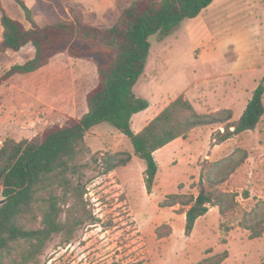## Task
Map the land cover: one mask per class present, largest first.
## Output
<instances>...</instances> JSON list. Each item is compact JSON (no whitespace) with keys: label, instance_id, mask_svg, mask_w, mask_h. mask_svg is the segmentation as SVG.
Masks as SVG:
<instances>
[{"label":"rangeland","instance_id":"374dc122","mask_svg":"<svg viewBox=\"0 0 264 264\" xmlns=\"http://www.w3.org/2000/svg\"><path fill=\"white\" fill-rule=\"evenodd\" d=\"M63 1L66 6L78 7L87 22L107 27L134 0ZM2 2L12 17L30 26L20 4L15 0ZM26 2L36 8V20L45 24L46 15L36 0ZM231 6L230 19L227 14L231 8L214 11L213 21H222V25L214 26L212 22L210 33L203 30L198 37H192L182 25L164 39L159 32L149 37L151 49L145 73L135 86L136 94L153 104L144 115L159 107L164 109L183 95L199 113L229 110L233 115L230 121L239 119L264 79V42H260L264 36V0H234ZM49 18L56 17L50 13ZM2 32L0 22V41ZM34 54L32 45L18 52L0 53V75ZM108 56L98 52L91 60L73 58L63 45L47 66L16 74L2 84L0 146L8 138L31 139L54 123H64L69 116H83L88 110L86 95L99 80L97 65ZM138 119L134 120V129ZM219 129L224 131V124H211V128L201 131L188 158L186 151L174 155L171 167L160 170L154 192L148 194L142 169L146 162L140 157L131 159L127 166L104 172V159L109 154L134 153L131 140L107 122L92 128L86 135V149L66 174L68 183L55 188L62 207L60 221L65 227L46 241L29 264H195L225 250L229 256L221 264H261L264 232L252 239L251 231L240 223L254 221L245 211L257 205L264 208V115L255 129L227 140L224 150L211 160L208 155H212V136L207 135ZM238 147L246 149L249 157L220 188L238 192L241 207L226 216L211 209L198 220L192 236H187L184 211L188 207L160 204L170 193L198 194L204 160L217 161ZM77 186L86 188L82 197L75 192ZM246 191L248 198L244 197ZM36 217L29 216V224L42 227L41 210ZM221 223L230 225L231 230L225 232ZM158 232L170 234L160 237ZM25 247L16 246L1 260L17 264Z\"/></svg>","mask_w":264,"mask_h":264},{"label":"trees","instance_id":"16d2710c","mask_svg":"<svg viewBox=\"0 0 264 264\" xmlns=\"http://www.w3.org/2000/svg\"><path fill=\"white\" fill-rule=\"evenodd\" d=\"M15 1L24 9L30 26L12 17L0 0L3 30L0 53L18 52L32 45L35 54L24 63L13 64L0 75V87L16 74L35 72L48 65L63 45L68 47L73 58L91 60L98 52L109 56L97 65L99 80L86 96L88 110L83 116H69L64 123H54L31 139L8 138L0 146V264H4L2 255L23 245L26 247L17 264H29L46 241L64 229L65 225L60 221L62 207L55 188L68 183L66 174L86 149V135L95 126L107 122L130 138L135 155L146 162L144 183L151 194L159 172L155 157L158 149L176 138H188L196 127L215 123L224 124V131L219 129L212 134V145L221 144L244 131L255 129L264 115L262 79L236 121H230L233 115L229 110L199 113L189 99L180 95L141 131L132 129V116L150 106V101L137 96L134 90L150 53L149 37L159 32L164 39L184 20L198 16L214 0H134L122 10L114 24L107 27L87 22L78 7L66 6L62 0H36L47 18V22L41 24L36 20V8L30 7L26 0ZM50 13L56 18H49ZM248 157V151L238 147L217 161L205 159L198 194L170 193L160 205L188 207L184 211L187 236L192 234L198 218L211 206H217L221 216L236 211L241 207L239 193L221 190L220 186ZM131 159V153L109 154L104 159V172L125 166ZM85 189L77 186L75 192L82 197ZM244 197L248 198L249 192L246 191ZM40 203H47V206L42 207ZM38 210L42 212L43 226L36 228L29 224L28 218H38ZM245 215L254 221L252 224L240 223V226L251 231L250 238L260 237L264 232V208L257 205L251 211H245ZM221 229L229 232L231 227L221 223ZM167 234L158 232L160 237ZM228 256L229 251L225 250L195 264H221Z\"/></svg>","mask_w":264,"mask_h":264},{"label":"crops","instance_id":"0c3cea01","mask_svg":"<svg viewBox=\"0 0 264 264\" xmlns=\"http://www.w3.org/2000/svg\"><path fill=\"white\" fill-rule=\"evenodd\" d=\"M63 1V0H62ZM232 1L234 0H214L207 8L203 9L202 12L194 17V18H187L186 20H184L182 22V24L178 27V28H181L182 25H185L186 26V33L189 35V36H192V37H198L200 35V33L205 30L207 31L208 33H210L211 31V27L210 25L212 24V22L214 24L212 25H217V23L221 24L222 21H213V16H214V11H216V9H219V12H222V11H228V9H230L229 11L231 12H228V16H229V19L230 17H232ZM64 3V1H63ZM65 4V3H64ZM251 6V4H249ZM256 13V12H255ZM257 14V13H256ZM228 19V17H227ZM222 25V24H221ZM224 26V25H223ZM222 26V27H223ZM264 30V29H263ZM213 32V31H212ZM261 36V35H259ZM263 39V40H262ZM167 42V41H166ZM260 42H264V36L262 38L261 36V40ZM150 54V53H149ZM258 55V52L256 53V56ZM55 56V55H54ZM53 56V57H54ZM52 57V58H53ZM149 57V56H148ZM51 58V60H52ZM50 60V62H51ZM148 62V60H147ZM50 64V63H49ZM147 65V63H146ZM47 66V65H46ZM45 67V66H44ZM43 68V67H42ZM41 69V68H40ZM39 69V70H40ZM146 69V67H145ZM38 71V70H37ZM144 73H145V70H144ZM141 77V76H140ZM260 83V82H259ZM137 84V83H136ZM136 86V85H135ZM134 90H135V87H134ZM88 94V93H87ZM87 96V95H86ZM138 96V95H137ZM187 98V97H186ZM188 99V98H187ZM150 101V100H149ZM169 104V103H168ZM153 104L151 103L150 101V106L143 110V111H140L136 114H134L132 116V119H131V126H132V129L135 131V132H139L141 131L153 118H155L163 109V107H159L158 110L154 111L152 114H146L144 115L152 106ZM139 118V119H138ZM135 119H138L137 120V128L134 129L133 127V124H134V120ZM210 127L211 128V125H206V126H199V127H196L194 128L188 138H182V137H179V138H176L175 140L171 141L170 143H168L167 145H165L164 147L158 149L156 152H155V157L159 163V172L162 168H166V167H171L170 165V162L171 160L173 159V156L174 155H180L182 154L184 151H186V158L189 157V155L192 154L193 152V149L197 146L198 142H199V133L203 130H207V128ZM209 138L212 136V133H209L207 135ZM127 137V136H126ZM128 138V137H127ZM130 139V138H129ZM226 142L228 141H225L221 144H216V145H213L211 147V152H212V155H208V158H210L211 160L213 159L212 156L215 155L216 153H221V151H223L224 149V146L225 144H227ZM185 147V148H184ZM226 148V147H225ZM186 149V150H185ZM137 155H135V153H132V161H134L135 157ZM139 157V156H138ZM131 163V162H130ZM129 165V164H127ZM125 165V166H127ZM190 165V164H187V166ZM118 168V167H117ZM116 168V169H117ZM146 167H143L142 169L145 170ZM115 169V170H116ZM114 171V170H113ZM158 172V173H159ZM144 178V177H143ZM215 209L217 210L218 207L217 206H211L209 211L211 209ZM219 210V209H218ZM209 211L201 216L199 219L203 218L204 216H206ZM185 215V214H184ZM198 220L196 221L195 223V226H194V229H193V232L195 231L196 227H197V222ZM192 232V234H193ZM192 236V235H191Z\"/></svg>","mask_w":264,"mask_h":264}]
</instances>
